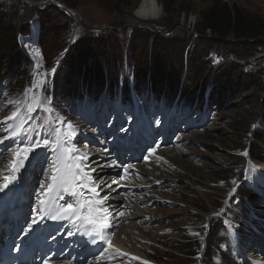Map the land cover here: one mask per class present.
<instances>
[{"label":"rangeland","instance_id":"374dc122","mask_svg":"<svg viewBox=\"0 0 264 264\" xmlns=\"http://www.w3.org/2000/svg\"><path fill=\"white\" fill-rule=\"evenodd\" d=\"M140 2L0 0L4 25L17 29L0 60V121L14 110L8 101L25 99L46 76L40 95L53 111L26 125H43L42 139L55 136H48L52 128L67 131V123L44 124L63 117L76 129L69 143L80 152L100 138L113 151L128 142L135 122L143 146L114 156L120 181L131 175V164L154 160L160 149L180 151L175 165L152 172L145 187L152 193L138 204L143 215L113 226L107 245L125 226L127 237H135L124 242L134 251L121 248L126 264H250L264 256V32L237 36L233 27L203 23L211 8L224 6L232 18L264 22V0H157L152 20L136 16ZM161 39L177 43L161 48ZM12 147L11 141L0 145V169L13 162L5 151ZM50 150L41 146L28 157L21 196L30 207L28 198L49 179ZM105 204L97 209L100 223L109 224ZM108 250L113 264L117 255ZM91 255L99 252H88L80 264H92Z\"/></svg>","mask_w":264,"mask_h":264},{"label":"bare ground","instance_id":"6f19581e","mask_svg":"<svg viewBox=\"0 0 264 264\" xmlns=\"http://www.w3.org/2000/svg\"><path fill=\"white\" fill-rule=\"evenodd\" d=\"M62 8L65 9V11L69 14V16L74 17L76 15L72 9L68 7H64V6H62ZM141 10H143L144 12L143 15L138 14V12H140ZM155 10H157V0H141L140 4L137 5L135 14L136 16L142 19L152 20L155 18V17L154 18L152 17L153 12ZM136 125L137 124L134 122L132 125L131 131L128 133L129 135L128 142H126L125 145L117 146V149L113 151L112 150L108 151V148L113 145H109V143L106 145H103L105 144V142L104 140H102V138L99 139L100 141L97 139H91L93 142H99V144L96 143L95 146L93 147H91L90 144L88 146L84 145L83 151H81L82 153L86 151L89 154V162L85 161L84 163L86 164V162H88V164L90 163V165L86 164L87 167H85L84 170L89 171L90 168H95L96 171L91 173L92 177L94 178L93 180H95L97 184H100L101 181H103L104 183L111 186V190L108 187H103V186L97 188V192L99 193V196L101 193V197H105V196L110 197V199H108L105 202L106 203L105 205L107 206L106 208L109 209L108 211L111 212L113 221L109 223L112 226L107 228L104 232V234H107V235L110 234L111 230L113 229V226H117L119 224L129 222L128 219H131V218L135 219L138 216H140V214H142L143 209L139 207L138 204L141 203V201L145 200L144 196L146 193L151 192L149 190H146L145 187L147 184L151 183V178L154 176L152 172L153 171L158 172L170 164L173 165L175 160L178 158V154L180 151L174 146L173 147L168 146L164 149L162 148L155 154L154 160H149V161L147 160L139 164L138 163L131 164L130 165L131 175L129 176V178L124 179V182L120 181L119 180L120 178H118V176L116 175L117 168L119 166V161L116 158H114V156L117 155V152H122L123 150H127V151L131 150V153L138 151V148H139L138 145H142V141H141L142 137L139 135L138 128ZM112 131H113V128L107 129L106 131L103 132V135L107 134L109 136V134H111ZM179 136L182 137L185 135H183V133H180ZM135 143L138 144L137 150H134ZM96 145H102V146H96ZM69 146L70 148H75V144L73 143H69ZM142 146L140 148H142ZM80 150L81 149H79V151ZM50 151H51V155L49 157L50 158L49 168L48 170L46 169V171H48L47 175H49L50 164L56 160L55 154L52 152V150ZM113 153H115V155ZM94 154H96L95 157H93ZM24 162L26 165H24L20 169L19 172L15 173L16 179L12 183H10L6 189H4L3 191H0V212L2 211L5 205L12 204V207L8 212L12 216L19 217V219L23 218V217H20V211L26 210V208L23 207V205H21V203L19 202L20 197H21V190L23 188V177H24V174L28 173L29 169L32 166L31 160L29 161V159H27ZM113 162L115 163L114 167L106 166L108 164H112ZM125 173H128L129 175V171L124 172V174ZM10 174H11L10 166L7 165V167L1 168L0 169V184H3L5 178L9 177ZM99 174H102V175L99 176L98 179H95L97 175ZM136 174H138V176L139 175L141 176V177L139 176L140 179L134 178ZM124 184L130 185V189L125 191L118 187L119 185L120 187L124 186ZM41 191L42 189H40V191L35 194L32 200L28 198L29 202H33L34 206H33L31 214L28 211L29 212L28 219H26L27 225L31 223L33 219H37V209L39 208L38 197ZM55 195L56 194L53 193V196ZM99 196H95L91 192L90 188H86L82 192H80L78 196L64 195L63 199L58 200L57 203L60 205L65 204V202L71 203L73 204L74 208H78V206L79 207L87 206V211H85L83 215L85 217H91L92 219L100 223L101 217L103 216V212L100 213L97 209L101 205L99 203L101 197ZM123 208H125V213H124ZM126 210H131V212H128ZM40 222L41 223L47 222L46 228L49 231H53L54 233L52 234L51 237H54V235L61 236L62 242L67 241L68 243L72 244L73 235L69 236L68 233L73 232L75 233L74 236L79 237L81 240L90 244L93 247H97L100 244L98 243L97 245H93L91 244L89 237L87 235H82V233L85 231L87 220H85L83 224L77 222L75 225L68 220H58L57 221V220H52L49 218H45L41 220ZM104 224H107V223H104ZM123 227L120 228L121 230L118 232L120 234H125L124 235L125 237L121 235L122 238L119 240L120 243H117L118 247L115 246L114 248H112V247H109L108 245L106 246V248L109 249L108 251L113 252V254L117 255V258L114 260L113 264H126L127 263V261L125 260L126 255L122 256L123 251L121 250V248L128 246L127 249L128 250L130 249L129 251H134L135 249L134 247H131L130 243L124 244V242L126 241L131 242L132 239L135 237L128 233V236H129L128 238L124 230L125 228ZM119 233H115L114 236L119 237L120 235ZM115 237L114 238L112 237L113 239L111 240L110 244L116 245ZM0 239H1V236H0ZM107 256L109 257V259L101 260V261L94 260L92 264H112L110 255H107ZM63 264H67V263H63ZM250 264H264V256H258L256 259H254V262Z\"/></svg>","mask_w":264,"mask_h":264},{"label":"snow or ice","instance_id":"6c2138e0","mask_svg":"<svg viewBox=\"0 0 264 264\" xmlns=\"http://www.w3.org/2000/svg\"><path fill=\"white\" fill-rule=\"evenodd\" d=\"M157 12L158 9L153 12V15ZM138 14L143 15V10L138 12ZM46 82V76H41L32 88L25 91V99L7 102V105L13 106L14 110L10 116L0 121V126L6 125L4 131L7 133V135L0 137V145H3L5 141H11L14 147L11 149L6 148L5 151L11 152L13 162H10L8 165L11 167V174L5 178L3 184H0V191L6 189L16 179L15 173L19 172L24 166V161L28 159L30 154L34 155L35 150L41 146L45 149L50 148L55 154L56 160L50 164L49 179L41 184L42 191L38 197L39 208L37 209V219H33L28 224L27 231H32L33 225H38L45 218L57 221L68 220L74 225L77 222L83 224L87 220V225L82 235H87L93 245L102 244L106 239L104 232L112 226L111 224L98 223L91 217H85L83 213L87 211V206L74 208L71 203L65 202L63 205L57 203L58 200L63 199L64 195L78 196L86 188H90L95 196H99L97 188L101 186L108 187L111 190V186L103 181L97 184L93 180L91 173L96 171L95 168H90L89 171L84 170L87 167L84 162L88 161L89 154L86 151L81 153L78 149L67 146L71 138L76 135V129L71 122H65L63 117H57L55 121H44L46 125L67 123V131H61L60 128H52L48 136H52V133H55V136L51 139L41 138L40 132L37 129L43 127V125L38 124L37 128L26 127L29 121L35 119L36 115H39L40 112L51 114L53 111L51 107L47 106L50 104L48 97L40 95V93L46 91L44 87ZM0 155L3 154L0 153ZM106 166L114 167L115 163L113 162ZM124 171L127 172L128 169L125 168ZM53 193L56 195L53 196ZM108 199L110 197H102L99 203L103 204ZM205 227L207 226L205 225ZM192 234L200 236L199 232ZM68 235L72 236L75 233L69 232ZM109 247H111L110 243ZM97 252H99V255L94 256L96 260L109 259L107 249L101 250L97 248ZM45 264H47V261Z\"/></svg>","mask_w":264,"mask_h":264},{"label":"trees","instance_id":"16d2710c","mask_svg":"<svg viewBox=\"0 0 264 264\" xmlns=\"http://www.w3.org/2000/svg\"><path fill=\"white\" fill-rule=\"evenodd\" d=\"M204 20L203 26L206 28H214V25H217L220 29H230L233 27L235 29L234 33L237 36H257L264 32V22L245 21L239 14L232 18L226 6L223 9H219L218 12L215 8H211L205 14ZM4 21L5 15L0 7V60L7 56L6 54L11 48V42L17 34V29L4 25ZM145 41L148 40L145 39ZM160 41L158 43L161 48L168 45L175 46L177 43L176 41L167 42L165 39H161ZM158 43L156 44L158 45Z\"/></svg>","mask_w":264,"mask_h":264}]
</instances>
